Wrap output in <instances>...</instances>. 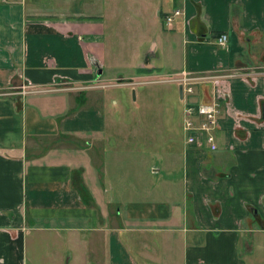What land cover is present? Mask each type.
Here are the masks:
<instances>
[{
  "label": "crops",
  "instance_id": "obj_1",
  "mask_svg": "<svg viewBox=\"0 0 264 264\" xmlns=\"http://www.w3.org/2000/svg\"><path fill=\"white\" fill-rule=\"evenodd\" d=\"M54 7L0 0V264H264V0ZM182 69L247 71L194 86L220 104L217 147L183 135L116 169L107 81Z\"/></svg>",
  "mask_w": 264,
  "mask_h": 264
},
{
  "label": "rangeland",
  "instance_id": "obj_2",
  "mask_svg": "<svg viewBox=\"0 0 264 264\" xmlns=\"http://www.w3.org/2000/svg\"><path fill=\"white\" fill-rule=\"evenodd\" d=\"M56 2L57 0H39V5L44 9H51L55 8ZM104 21L105 35L115 32L116 27L120 26L106 18ZM159 62L162 65L164 59ZM170 76L159 72L153 79H172L173 77L165 78ZM131 80L135 81L133 85L117 84L116 82L124 81L117 77L108 80L112 84L103 88L104 102L98 104L105 113L107 122L104 157L118 170L129 160L156 162V154L152 153L154 147L163 149L165 145H176L181 143L184 135L181 126L183 101L179 97L178 85L169 81L150 82L147 77L134 76ZM5 89L15 90L12 87ZM2 90L4 89H0ZM98 172L102 174L101 169Z\"/></svg>",
  "mask_w": 264,
  "mask_h": 264
},
{
  "label": "built area",
  "instance_id": "obj_3",
  "mask_svg": "<svg viewBox=\"0 0 264 264\" xmlns=\"http://www.w3.org/2000/svg\"><path fill=\"white\" fill-rule=\"evenodd\" d=\"M13 1V0H3ZM181 13L180 8H174L173 11L165 15V23L171 26L175 15ZM227 41V33L221 31L216 37L215 42L224 45ZM245 75L247 71H231L221 73L211 71L205 73L193 72L188 69H182L174 75L173 80L182 86L181 100L183 101V113L181 126L184 132L185 140L188 144L205 146L208 149H215L217 141L215 129L218 126V113L220 104L217 98L213 97L206 100H193L191 95L195 93V84L201 85L208 80H214L222 76ZM63 83V82H61ZM25 90H34L31 86L24 84Z\"/></svg>",
  "mask_w": 264,
  "mask_h": 264
},
{
  "label": "water",
  "instance_id": "obj_4",
  "mask_svg": "<svg viewBox=\"0 0 264 264\" xmlns=\"http://www.w3.org/2000/svg\"><path fill=\"white\" fill-rule=\"evenodd\" d=\"M99 72V71H97ZM178 92H179V96L181 97V94H182V86L181 84L178 85Z\"/></svg>",
  "mask_w": 264,
  "mask_h": 264
},
{
  "label": "trees",
  "instance_id": "obj_5",
  "mask_svg": "<svg viewBox=\"0 0 264 264\" xmlns=\"http://www.w3.org/2000/svg\"><path fill=\"white\" fill-rule=\"evenodd\" d=\"M220 32H216L214 36H217Z\"/></svg>",
  "mask_w": 264,
  "mask_h": 264
}]
</instances>
